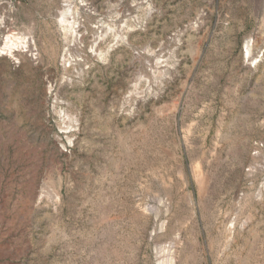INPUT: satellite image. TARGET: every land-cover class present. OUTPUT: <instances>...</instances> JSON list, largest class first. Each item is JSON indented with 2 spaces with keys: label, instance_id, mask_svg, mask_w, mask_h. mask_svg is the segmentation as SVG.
I'll return each instance as SVG.
<instances>
[{
  "label": "rangeland",
  "instance_id": "1",
  "mask_svg": "<svg viewBox=\"0 0 264 264\" xmlns=\"http://www.w3.org/2000/svg\"><path fill=\"white\" fill-rule=\"evenodd\" d=\"M0 15L14 55L35 41L0 57V264H264V0Z\"/></svg>",
  "mask_w": 264,
  "mask_h": 264
},
{
  "label": "bare ground",
  "instance_id": "2",
  "mask_svg": "<svg viewBox=\"0 0 264 264\" xmlns=\"http://www.w3.org/2000/svg\"><path fill=\"white\" fill-rule=\"evenodd\" d=\"M5 2V0H0V5L2 4V3H4ZM11 4V3H10ZM85 5V4H84ZM8 6H9V4H8ZM10 6H12V5H10ZM4 9V8H3ZM12 9V8H11ZM8 13V12H7ZM6 13V14H7ZM5 14V13H4ZM78 14V13H77ZM9 16V15H8ZM58 16H59V22H60V26L62 27V29H64V31H66V33L65 34H67L68 36L70 35L71 37H72V39L70 40H68V38H67V42H68V44H66V45H68V47L67 46H65V51H66V54H64V55H68L69 54V52H70V57L67 59V60H65L64 58V62L66 63L67 61H70V59H71V55H73L72 54V51H74V50H77L78 48H79V46L81 47V43H82V34H80V29H81V23H77L76 22V14H75V12L73 11V9H72V5L71 4H69V3H65L62 7H61V10H60V12L58 13ZM79 20V19H78ZM77 20V21H78ZM11 21V20H10ZM12 24V23H11ZM10 27V26H9ZM11 28V27H10ZM8 30V18H7V16L6 15H3V16H1L0 15V44H1V42L2 41H6V42H4V44L5 45H2V46H4V48H2V47H0V48H2V50L0 51V57H7V56H9V57H14L15 59V63H19V61L20 60H24V61H27L28 60V55L26 54V53H28V52H31L32 50H34L33 48L35 47V41L32 39V37H31V39H30V37H28V40H29V42H27L28 44H27V46L25 47L26 49L24 50V48H23V51H21V53H17L16 52V54L14 55L13 54V51H12V49H11V46H9L8 44V42H10L9 40H10V36L8 35L7 37H6V39H5V36L7 35H4V39H3V37L1 36V33L2 32H6ZM11 31V30H10ZM18 34V33H17ZM12 36H13V34H12ZM23 36V35H22ZM16 37V36H15ZM15 37H14V39H15ZM18 37V36H17ZM27 37V36H26ZM250 38V37H249ZM13 39V40H14ZM26 40H21V43H22V41H27V38H25ZM16 40H18V42H19V39H16ZM11 41H12V39H11ZM66 42V43H67ZM8 43V44H7ZM12 43H14V42H12ZM20 43V44H21ZM3 44V43H2ZM15 44V43H14ZM17 44V43H16ZM26 44V43H25ZM245 44H246V46H245V54L248 56V58H250V60H251V66H253V67H256L257 65H258V63H260V60H259V55H261V53L264 51H262L261 52V48H259L258 47V43H257V41L255 40V39H252V38H250V39H248V41H246L245 42ZM12 45V44H11ZM22 45V44H21ZM15 46V45H14ZM13 47V46H12ZM17 47H19V44H17ZM24 47V46H23ZM14 50L16 49V48H13ZM19 49V48H18ZM81 49V48H80ZM10 50V51H9ZM20 50V49H19ZM79 50V49H78ZM83 50V49H82ZM17 51V50H16ZM93 51H95V52H97V50H96V47H95V50H93ZM14 53H15V51H14ZM78 53V52H77ZM10 54V55H9ZM94 54H96V53H94ZM98 54V53H97ZM263 56V55H262ZM74 57V56H73ZM262 58V57H261ZM78 59V58H77ZM72 60V59H71ZM75 60H76V58H75ZM80 60V59H79ZM249 60V59H248ZM77 61V60H76ZM262 61V60H261ZM1 62V61H0ZM71 62V61H70ZM74 62V61H73ZM76 63V62H75ZM46 94V93H45ZM47 97V96H46ZM71 125V124H70ZM69 125V126H70ZM72 127V126H71ZM68 129H72V128H70V127H68ZM67 131H69V130H67ZM199 174H200V172H199ZM202 174V173H201ZM200 177V176H199ZM261 190H259L260 191V196H262V194H264V183H263V185H261ZM258 194V195H259ZM263 197V196H262ZM258 198H261V197H259L258 196ZM162 227H164V226H162ZM170 249V248H169ZM173 260V259H172ZM163 263V262H162ZM165 263V262H164ZM170 263V262H169ZM172 263V262H171ZM174 264V263H173Z\"/></svg>",
  "mask_w": 264,
  "mask_h": 264
}]
</instances>
